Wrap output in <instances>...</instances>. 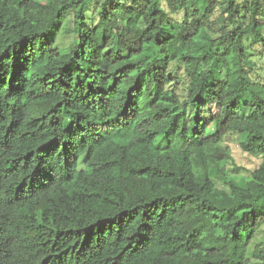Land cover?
I'll return each instance as SVG.
<instances>
[{"label":"trees","instance_id":"1","mask_svg":"<svg viewBox=\"0 0 264 264\" xmlns=\"http://www.w3.org/2000/svg\"><path fill=\"white\" fill-rule=\"evenodd\" d=\"M263 56L264 0H0V264H264Z\"/></svg>","mask_w":264,"mask_h":264},{"label":"rangeland","instance_id":"2","mask_svg":"<svg viewBox=\"0 0 264 264\" xmlns=\"http://www.w3.org/2000/svg\"><path fill=\"white\" fill-rule=\"evenodd\" d=\"M92 10V7L87 10V13H89ZM71 16H69V22ZM70 26V25H69ZM64 29H61V32L59 33L58 41L60 43V46L63 47V49H67L69 45V38L64 36L65 34ZM253 59L257 62L259 68H263L264 70V56L260 58V60L257 57H253ZM171 72L173 76L175 77V80H173L168 87L172 90H174L181 98L183 102H185V89H186V78L183 72V66L177 62H172L170 65ZM185 109L187 112H190L191 108L188 105V103H185ZM213 112L217 111L216 106H212L211 109ZM238 137L234 134H227L224 139L221 142V145L228 147L233 156V161L230 162L227 165V168L230 172L241 174L248 176L252 168L257 164V160L251 156L243 153L239 147H238ZM84 159L85 157L82 156L79 159V168L82 169L84 166ZM264 238V226L261 229V231L256 235V239L258 241H261ZM253 264H259V262H254Z\"/></svg>","mask_w":264,"mask_h":264}]
</instances>
